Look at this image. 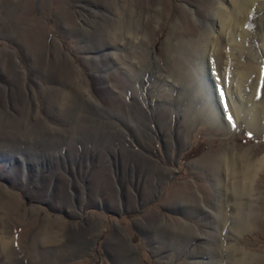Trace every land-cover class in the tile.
Here are the masks:
<instances>
[{
  "label": "rangeland",
  "instance_id": "obj_1",
  "mask_svg": "<svg viewBox=\"0 0 264 264\" xmlns=\"http://www.w3.org/2000/svg\"><path fill=\"white\" fill-rule=\"evenodd\" d=\"M233 1L0 0V264H264V169L232 178L264 157V73L253 130Z\"/></svg>",
  "mask_w": 264,
  "mask_h": 264
},
{
  "label": "bare ground",
  "instance_id": "obj_2",
  "mask_svg": "<svg viewBox=\"0 0 264 264\" xmlns=\"http://www.w3.org/2000/svg\"><path fill=\"white\" fill-rule=\"evenodd\" d=\"M233 2H234V6H233L234 8H232V10L230 12H227V15H223L224 11H221V10H219L216 13L217 15H219L218 17L220 18V21L222 22V24L225 26H228V28L235 29L238 26L240 28H242V31L240 32V34L238 36V37H240L239 41L237 40V37L235 35H233L231 37L234 41H236L235 42L236 45L234 46V49H233L234 51H232L231 53L228 54L229 59L231 60V66L233 69L229 71L227 80H231V79L236 78L234 84L230 82L231 83V89L228 91L230 98H231V96H232L231 94H233V92H235V91L238 92V91H240V89H242L244 87L243 78L247 82H251V83H253V85H255V89H254V95H255L256 86L259 85L260 83H262L261 79H262L263 73H264L262 71L263 67L261 68V67H259V65H257L259 63L257 53H256L257 61L253 62L254 65L251 62L252 51H253L252 45H253V42L256 40V38L261 39L262 40L261 44H262V46H264V33L259 34L256 21H253V20H251V18L247 17L248 9L252 6V3H254V0H241L240 3H238V1H233ZM262 14L264 15V12ZM261 21H262V26H263L264 25V19H261ZM259 26H260V24H259ZM238 44H240V45H238ZM246 46H248V48ZM238 47H240L241 49H239ZM238 49H239V51H238ZM242 49H243V51H242ZM237 53H239V54L236 56ZM242 54H243V56H241ZM218 59H219V56H217V60L215 59L213 62L214 67H217V63H219V61H220ZM236 69H243L244 71H243V73L237 75V74H235ZM247 69H249L251 74L247 73ZM206 76H207V74H206ZM209 76L210 75L208 74V77ZM230 83H229V85H230ZM240 93L238 92V94L241 96ZM67 95L64 94L61 98L58 97L59 99H57L58 102L61 103V105L63 107L69 106L68 104L67 105L65 104L66 100L68 99ZM89 95H90V93H89ZM253 98H254L253 95L249 96V98L242 97V99L246 100L245 102H240L242 110L239 111L238 109L237 110L235 109L234 111L236 112L235 114H236V120L237 121H240L241 115L247 113L246 114L247 117H246L245 122L249 121L248 126L250 129L258 130V128L260 126L259 125L260 121L258 120V117H260V115H258L257 112H254L256 110H255L253 104L251 103ZM242 103H244V105ZM209 104L211 107L206 106V110L208 112V115L207 116L204 115V118L206 117V119H209L210 121L215 122L218 120L217 114L219 113V111L217 112V110H216L217 107L214 106V103L212 102V100H210ZM79 127L80 126H77L75 128V130L77 131L78 129H80ZM227 158L228 157L225 156V157L218 158L217 160H215L213 163L215 165L214 167L219 168V166H221L222 159H223L222 163H224L225 160L229 161V160H227ZM239 159L242 162V166H243L241 177H240V175L239 176L238 175L232 176V178H236V180L238 182L239 181L240 182L241 181H249L258 172L259 169H261L262 167L264 169V157L262 159H260L259 161L252 162L251 159L248 157V153L245 151L242 153V155H240ZM232 166H234L233 162H232ZM231 174H232V172H231ZM238 177H240V178H238ZM244 191L249 192L250 188L246 185L245 189H244V187H242L239 190V192L241 194ZM242 198H244V197H242ZM2 234L3 235L5 234V232H3V230H2ZM0 242H1V245H2L4 252H6L5 254L9 255L10 249H11L10 248L11 239L9 240L8 238H6L4 236L0 239ZM43 242H45V243L47 242V237L44 238Z\"/></svg>",
  "mask_w": 264,
  "mask_h": 264
}]
</instances>
